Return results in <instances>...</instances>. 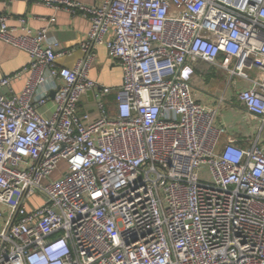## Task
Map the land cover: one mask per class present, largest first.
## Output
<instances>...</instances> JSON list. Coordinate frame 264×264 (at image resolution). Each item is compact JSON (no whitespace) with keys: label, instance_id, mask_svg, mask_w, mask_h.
<instances>
[{"label":"built area","instance_id":"1","mask_svg":"<svg viewBox=\"0 0 264 264\" xmlns=\"http://www.w3.org/2000/svg\"><path fill=\"white\" fill-rule=\"evenodd\" d=\"M25 1L90 30L68 68L49 27L0 14V40L31 58L0 78V264H264V0ZM102 45L122 71L113 112L89 74ZM198 62L247 83L248 146L222 143L218 107L194 97L182 70Z\"/></svg>","mask_w":264,"mask_h":264},{"label":"crops","instance_id":"2","mask_svg":"<svg viewBox=\"0 0 264 264\" xmlns=\"http://www.w3.org/2000/svg\"><path fill=\"white\" fill-rule=\"evenodd\" d=\"M79 1L98 5L104 0ZM0 14L10 16L9 24L17 27L18 34L23 32L18 17H25V26L34 32L43 27H49L47 42L59 45L57 52L61 55L57 58L58 66L74 68L86 55L81 44L87 39L90 22L83 15L73 14L63 9L56 10L42 3L25 0H0ZM52 17L56 18L54 22L50 20ZM221 59H225V55H221ZM30 61L31 58L26 51L0 40V78L28 66ZM89 74L101 86L112 89L110 93L99 96L98 100L104 101L108 111L113 112L117 91L122 83V71L109 56L105 46L99 47ZM182 76L191 82L193 95L198 101L209 107H218L217 124L227 128V133L222 137V143L234 140L242 146H248L256 138L257 135L255 137L249 135L246 124L248 123L256 132L260 121L249 115L239 98L240 90L247 87L245 81L236 79L235 82H231L224 69L204 62L186 65L182 70ZM58 83L57 79L49 75L43 89L52 94ZM13 85L15 90L19 91L23 81L17 80ZM81 109L93 116L98 114L96 103L88 101L87 98L82 102Z\"/></svg>","mask_w":264,"mask_h":264},{"label":"rangeland","instance_id":"3","mask_svg":"<svg viewBox=\"0 0 264 264\" xmlns=\"http://www.w3.org/2000/svg\"><path fill=\"white\" fill-rule=\"evenodd\" d=\"M48 107H49L50 109L53 110V109H54V105H53V103L50 102V103L48 104ZM249 123H250V122H249ZM246 125H247V130H248V132H249V135H250L251 137H255V136L257 135V133H258V129H259L260 125H259L258 127H256V128H257V129H256V132L253 130V128L250 127V125H248V123H247ZM249 127H250V129H249ZM262 141H263V143H264V133H263ZM65 165H66L65 162L60 163V167H59V169L53 174V177H57V176H59L60 172H62V171L64 170ZM39 202H40V199H39ZM2 224H3V220H0V226H2Z\"/></svg>","mask_w":264,"mask_h":264},{"label":"water","instance_id":"4","mask_svg":"<svg viewBox=\"0 0 264 264\" xmlns=\"http://www.w3.org/2000/svg\"><path fill=\"white\" fill-rule=\"evenodd\" d=\"M51 95L54 96V92Z\"/></svg>","mask_w":264,"mask_h":264}]
</instances>
